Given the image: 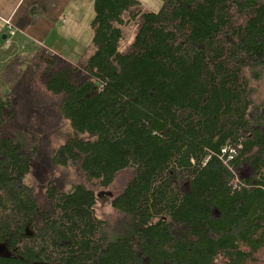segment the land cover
Listing matches in <instances>:
<instances>
[{
    "label": "trees",
    "instance_id": "16d2710c",
    "mask_svg": "<svg viewBox=\"0 0 264 264\" xmlns=\"http://www.w3.org/2000/svg\"><path fill=\"white\" fill-rule=\"evenodd\" d=\"M159 1L93 0L77 61L1 70L0 264H264V0Z\"/></svg>",
    "mask_w": 264,
    "mask_h": 264
},
{
    "label": "crops",
    "instance_id": "0c3cea01",
    "mask_svg": "<svg viewBox=\"0 0 264 264\" xmlns=\"http://www.w3.org/2000/svg\"><path fill=\"white\" fill-rule=\"evenodd\" d=\"M73 2L77 0H0V67L36 46L77 61L92 44L93 32L91 29L90 39L83 41L70 29L67 15ZM4 19H11L16 29L9 45L5 43L8 31Z\"/></svg>",
    "mask_w": 264,
    "mask_h": 264
},
{
    "label": "rangeland",
    "instance_id": "374dc122",
    "mask_svg": "<svg viewBox=\"0 0 264 264\" xmlns=\"http://www.w3.org/2000/svg\"><path fill=\"white\" fill-rule=\"evenodd\" d=\"M138 1L141 2V4L146 10L155 11L161 6V2L159 0H138ZM79 7L80 10H78ZM67 18L68 21L71 22L70 29L74 31L75 34L78 37H80L81 40L86 41L87 39L88 41V37L90 39L92 33L91 28H89L88 24L91 23L92 19L94 18L93 0H77V2H73L72 5L70 6V12L68 13ZM135 32H136L135 27L127 28L124 31L125 41H124V48H122V51L126 52L125 47L128 46V44L134 39ZM5 67L4 68L0 67V71L5 69ZM8 92H9V88L5 86L3 89L4 95L6 96ZM66 138H67L66 132L64 133L62 129H58L55 135L49 133L47 134V138L43 139L44 140L43 147L36 162L34 163L35 181L38 182L44 177H46V175L48 174L47 165L49 161V151L57 143L64 142ZM129 176H130L129 173L121 174V176L119 177V179L122 181L121 184H123L124 179L129 178ZM110 198L111 197H109V192L100 193L99 201L96 209H97V214L100 218H104L109 222L113 223L116 220H118L120 216L111 207L109 202Z\"/></svg>",
    "mask_w": 264,
    "mask_h": 264
},
{
    "label": "built area",
    "instance_id": "2783aa9c",
    "mask_svg": "<svg viewBox=\"0 0 264 264\" xmlns=\"http://www.w3.org/2000/svg\"><path fill=\"white\" fill-rule=\"evenodd\" d=\"M4 23L6 25L8 35L5 39V43L9 45L11 43V37H14L16 35V29L14 27V24L12 23L11 19H4ZM226 151V150H224Z\"/></svg>",
    "mask_w": 264,
    "mask_h": 264
},
{
    "label": "water",
    "instance_id": "95a60500",
    "mask_svg": "<svg viewBox=\"0 0 264 264\" xmlns=\"http://www.w3.org/2000/svg\"><path fill=\"white\" fill-rule=\"evenodd\" d=\"M112 196H113L112 193H109V197H112ZM4 249H5L4 245H0V253H2Z\"/></svg>",
    "mask_w": 264,
    "mask_h": 264
}]
</instances>
